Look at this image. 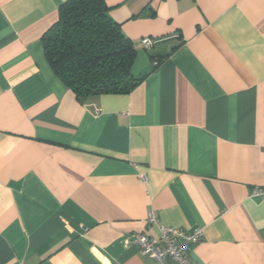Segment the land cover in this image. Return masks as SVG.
<instances>
[{
  "label": "crops",
  "instance_id": "1",
  "mask_svg": "<svg viewBox=\"0 0 264 264\" xmlns=\"http://www.w3.org/2000/svg\"><path fill=\"white\" fill-rule=\"evenodd\" d=\"M64 1L0 0V264H155L152 210L191 264H264V0H105L146 75L83 101L42 48Z\"/></svg>",
  "mask_w": 264,
  "mask_h": 264
},
{
  "label": "trees",
  "instance_id": "2",
  "mask_svg": "<svg viewBox=\"0 0 264 264\" xmlns=\"http://www.w3.org/2000/svg\"><path fill=\"white\" fill-rule=\"evenodd\" d=\"M109 9L105 0H65L41 37L47 64L79 101L128 93L146 75L131 72L136 50Z\"/></svg>",
  "mask_w": 264,
  "mask_h": 264
},
{
  "label": "built area",
  "instance_id": "3",
  "mask_svg": "<svg viewBox=\"0 0 264 264\" xmlns=\"http://www.w3.org/2000/svg\"><path fill=\"white\" fill-rule=\"evenodd\" d=\"M140 43L148 47L152 44L149 38H142ZM143 181L145 177L142 176ZM250 196H264V186L254 187ZM147 223L156 229V236L147 233H136L133 242L138 249L148 254L155 264H191L189 253L190 243L197 242L203 235L201 228H195L190 232L173 226L162 224L157 213L149 211Z\"/></svg>",
  "mask_w": 264,
  "mask_h": 264
}]
</instances>
